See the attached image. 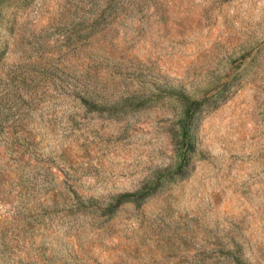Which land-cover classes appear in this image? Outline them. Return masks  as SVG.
<instances>
[{"label":"rangeland","instance_id":"rangeland-1","mask_svg":"<svg viewBox=\"0 0 264 264\" xmlns=\"http://www.w3.org/2000/svg\"><path fill=\"white\" fill-rule=\"evenodd\" d=\"M0 264H264V0H0Z\"/></svg>","mask_w":264,"mask_h":264}]
</instances>
